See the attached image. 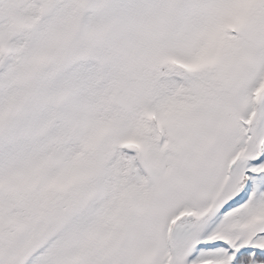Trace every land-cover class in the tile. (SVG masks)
Here are the masks:
<instances>
[{"label":"snow or ice","instance_id":"6c2138e0","mask_svg":"<svg viewBox=\"0 0 264 264\" xmlns=\"http://www.w3.org/2000/svg\"><path fill=\"white\" fill-rule=\"evenodd\" d=\"M0 264H264V0H0Z\"/></svg>","mask_w":264,"mask_h":264}]
</instances>
